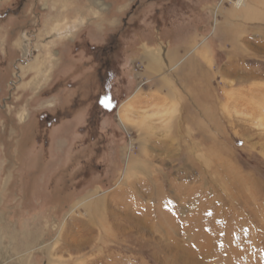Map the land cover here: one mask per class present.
<instances>
[{"label":"rangeland","instance_id":"rangeland-1","mask_svg":"<svg viewBox=\"0 0 264 264\" xmlns=\"http://www.w3.org/2000/svg\"><path fill=\"white\" fill-rule=\"evenodd\" d=\"M207 1L0 0V264H264V0Z\"/></svg>","mask_w":264,"mask_h":264},{"label":"bare ground","instance_id":"bare-ground-1","mask_svg":"<svg viewBox=\"0 0 264 264\" xmlns=\"http://www.w3.org/2000/svg\"><path fill=\"white\" fill-rule=\"evenodd\" d=\"M233 6H234V8L236 9V10H240V9H242V8H245V6H246V3H245V0H234V2H233ZM169 53V52H168ZM153 56V55H152ZM172 58H176V56L174 55H172L171 56ZM170 57V58H171ZM179 57V56H178ZM154 59V58H153ZM153 59H151V60H153ZM175 60V59H174ZM197 65H198V63H196ZM235 65L233 64V63H230V65L229 66H227L226 68H225V71H227L228 73H232V72H234V73H237L239 70H237V68H235L234 67ZM195 63H194V61L192 60V58H189L188 57V59L183 63V70L185 69V70H187V72L189 73H187L185 76H186V78L187 79H189V78H191V75H193V73H194V71H195ZM198 67V66H197ZM201 67V66H200ZM199 69V68H198ZM202 69V67L200 68V70ZM205 69V68H204ZM196 72V71H195ZM201 72V71H200ZM261 72V71H260ZM207 73V72H206ZM244 72H242L241 74H243ZM257 73H255V75H256ZM246 75V74H245ZM189 77V78H188ZM198 77H196V79H197ZM202 78V77H201ZM202 81H203V78H202ZM189 82V81H188ZM189 84H190V82H189ZM199 85V84H198ZM203 85H205V84H203ZM195 87H197V85H195ZM253 87H255V86H253ZM256 88V87H255ZM197 89H198V87H197ZM203 90V89H202ZM205 90V89H204ZM260 90H263L264 91V88L263 87H261V86H259V89H258V91H260ZM207 91V90H206ZM258 91H256V90H254L253 92L256 94V96H257V92ZM167 93V92H166ZM168 96V95H167ZM204 96V95H203ZM187 100H188V98H186ZM186 99H184V100H186ZM190 100V99H189ZM238 100H240L239 102H236L237 104H235V105H245L248 109H250V103L249 102H246L245 103V101L246 100H244V99H238ZM264 100V99H263ZM186 104H189V102L187 103L186 101H184ZM206 102H207V99H206V97H202L201 95H200V93L199 94H197V99H196V101L194 102V104L196 105V106H198V105H200V106H202V108H204L203 109V111L201 110V113H202V118L204 119V120H206V118L208 119V117H207V110H208V104H206ZM260 102V100H258L257 98H256V100H255V103L254 104H258ZM194 105V106H195ZM184 106H186V105H183V107ZM189 107H190V105H188ZM191 106H192V104H191ZM251 107H252V105H251ZM192 108V107H191ZM254 108L255 109H253V113H255L256 114V111H263L264 110V105H262L261 107H257V106H254ZM198 109V108H197ZM187 110V109H186ZM193 110V109H192ZM206 111V112H205ZM196 112V111H195ZM124 113V112H123ZM185 113V112H184ZM188 113V112H187ZM252 113V114H253ZM126 114V113H125ZM196 115H197V112H196ZM190 116H191V114H190ZM186 117V116H185ZM188 118V117H187ZM194 118V117H193ZM191 121V120H190ZM195 122H196V120H194ZM208 121V120H207ZM209 122V121H208ZM194 123V122H193ZM198 124V123H197ZM198 126V125H197ZM206 133V132H205ZM202 134V133H201ZM120 182H121V180H120ZM120 190V189H119ZM119 194V193H118ZM93 198V197H92ZM91 198V199H92ZM91 202V201H90ZM121 202V201H120ZM93 206H91V208H95V207H97V203H96V200H94L93 201ZM80 205V204H79ZM95 206V207H94ZM91 210V209H90ZM93 214V213H92ZM107 215V214H106ZM164 220V219H163ZM173 228V227H172ZM72 236H70V237H72V238H74V240L73 241H71V242H69V243H67V247L68 248H70L71 250H73V251H78L81 247H82V245L83 244H80V237L79 236H81V235H79L78 236V234L76 233V234H71Z\"/></svg>","mask_w":264,"mask_h":264},{"label":"crops","instance_id":"crops-1","mask_svg":"<svg viewBox=\"0 0 264 264\" xmlns=\"http://www.w3.org/2000/svg\"><path fill=\"white\" fill-rule=\"evenodd\" d=\"M215 0H209V1H207V2H210V3H212V2H214ZM218 0H216V2H217ZM100 2V1H99ZM101 4V6H105L106 4H104V3H100ZM205 6H206V4H205ZM212 11H214V7L212 6ZM220 12H221V14H222V16L224 17V19L222 20V28L224 29L225 28V4H224V2L222 3V5H220L218 8H217ZM77 23H80V22H77ZM79 26V25H78ZM77 26V27H78ZM83 27H80L79 26V30L80 29H82ZM22 54V52L20 51V55ZM20 60V62H22L21 61V59H19ZM44 75V74H43ZM47 75V74H46ZM57 75V74H56ZM56 75H54V76H52V78L51 79H53ZM47 77V76H46ZM46 79V78H45ZM50 78H49V76H48V78H47V80L46 81H48ZM123 103H125V102H123ZM123 103H122V105H123ZM59 124H60V122H59Z\"/></svg>","mask_w":264,"mask_h":264},{"label":"snow or ice","instance_id":"snow-or-ice-1","mask_svg":"<svg viewBox=\"0 0 264 264\" xmlns=\"http://www.w3.org/2000/svg\"><path fill=\"white\" fill-rule=\"evenodd\" d=\"M102 103H104L106 107H110V106H111L107 98H105V99L102 101Z\"/></svg>","mask_w":264,"mask_h":264}]
</instances>
